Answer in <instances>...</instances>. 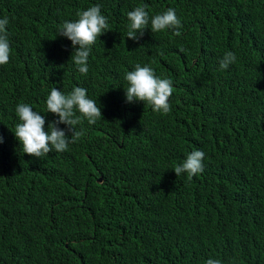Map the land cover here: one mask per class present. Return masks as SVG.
Segmentation results:
<instances>
[{"label": "trees", "instance_id": "1", "mask_svg": "<svg viewBox=\"0 0 264 264\" xmlns=\"http://www.w3.org/2000/svg\"><path fill=\"white\" fill-rule=\"evenodd\" d=\"M97 4L111 31L83 75L57 26ZM137 6L150 18L173 8L182 27L149 24L127 39ZM4 17L0 264H264V0H0ZM227 51L236 61L220 70ZM137 63L172 81L168 114L126 102L124 76ZM76 86L103 117L77 125L84 135L66 151L24 153L17 104L44 115L47 131L58 119L47 113L50 90ZM197 149L203 172L177 177Z\"/></svg>", "mask_w": 264, "mask_h": 264}, {"label": "clouds", "instance_id": "2", "mask_svg": "<svg viewBox=\"0 0 264 264\" xmlns=\"http://www.w3.org/2000/svg\"><path fill=\"white\" fill-rule=\"evenodd\" d=\"M76 16L78 19L74 21L65 20L59 24L57 35L71 41L73 53L70 59L78 71L86 75L92 45L102 34L111 30L108 19L102 14L98 4L78 11ZM127 19V39L134 42H138L144 30L149 28V24L152 33L167 29L178 30L182 27L181 20L173 8H167L150 18L146 6H137L127 13ZM8 23L7 17L0 19V65L7 64L10 59L11 48L6 29ZM176 34L179 35V31H176ZM235 61L236 56L233 52H225L219 60L220 70L228 69ZM124 79L127 82V86L124 87L126 102H143L150 105L152 111L161 114H168L171 111L169 99L173 94V87L170 79L157 76L152 67L141 66L139 63L134 66V70L125 73ZM46 109L47 113L58 117L48 123L47 131L44 115L33 110L31 105L19 103L15 108L19 123L12 132L23 145L24 153L36 158H42L53 150L66 151L70 143H75L84 135L83 129L77 130V125L85 119L89 125H93L103 117L101 106L98 107L96 101L88 97L87 89L79 86L73 87L67 94L53 87L46 98ZM61 124L66 128L61 129L59 127ZM2 142L3 137L0 136V143ZM204 158L203 151L198 149L191 151L182 162L174 166L176 176L186 173L191 179L201 174L204 170ZM204 264H221V261L209 258Z\"/></svg>", "mask_w": 264, "mask_h": 264}, {"label": "water", "instance_id": "3", "mask_svg": "<svg viewBox=\"0 0 264 264\" xmlns=\"http://www.w3.org/2000/svg\"><path fill=\"white\" fill-rule=\"evenodd\" d=\"M96 181H100V177H98Z\"/></svg>", "mask_w": 264, "mask_h": 264}]
</instances>
